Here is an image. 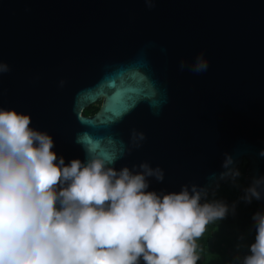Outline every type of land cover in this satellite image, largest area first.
Instances as JSON below:
<instances>
[{
    "label": "water",
    "instance_id": "water-1",
    "mask_svg": "<svg viewBox=\"0 0 264 264\" xmlns=\"http://www.w3.org/2000/svg\"><path fill=\"white\" fill-rule=\"evenodd\" d=\"M154 3L0 0V62L10 66L0 74V108L31 114L66 163L96 144L116 148L117 169L161 167L164 180L149 178V191L195 184L215 193L230 180L219 178L225 153L236 168L248 163L249 182L264 175V0ZM201 52L209 66L194 73ZM129 96L134 107L108 120L105 107ZM133 130L145 134L140 147Z\"/></svg>",
    "mask_w": 264,
    "mask_h": 264
},
{
    "label": "clouds",
    "instance_id": "clouds-1",
    "mask_svg": "<svg viewBox=\"0 0 264 264\" xmlns=\"http://www.w3.org/2000/svg\"><path fill=\"white\" fill-rule=\"evenodd\" d=\"M145 3L155 7L154 0ZM208 66L201 52L190 70ZM9 71L0 62V74ZM31 122V114L0 108V264H197L196 241L207 225L235 213L236 203L209 201L203 186L149 191V178L164 180L161 167L143 162L117 169L118 156L99 147L66 163L54 151L53 136ZM145 139L133 130L134 147ZM234 164L225 153L219 178L237 181ZM243 192L246 203L264 200V175L253 177ZM252 221L254 242L238 264H264V210Z\"/></svg>",
    "mask_w": 264,
    "mask_h": 264
},
{
    "label": "trees",
    "instance_id": "trees-1",
    "mask_svg": "<svg viewBox=\"0 0 264 264\" xmlns=\"http://www.w3.org/2000/svg\"><path fill=\"white\" fill-rule=\"evenodd\" d=\"M101 103L88 108L85 116L99 112ZM241 175L237 181L231 179L218 187L215 193L208 195V200H222L229 205L236 203L235 213L223 220L207 225L204 234L196 241L197 254L201 259L197 264H238V260L248 254V245L254 242L255 229L252 217L257 211L264 210L256 200L246 203L240 199L248 179V163L238 168ZM243 237V239H241Z\"/></svg>",
    "mask_w": 264,
    "mask_h": 264
},
{
    "label": "snow or ice",
    "instance_id": "snow-or-ice-1",
    "mask_svg": "<svg viewBox=\"0 0 264 264\" xmlns=\"http://www.w3.org/2000/svg\"><path fill=\"white\" fill-rule=\"evenodd\" d=\"M133 91H135V90H133ZM102 94H103L102 91H99V92H96L93 94L86 95V96L82 97V103L86 104L88 102L94 101L96 98H98ZM136 100H137V98H133V96H129V97H127L126 100L121 101L119 106H113L112 104H108L105 107L104 112L106 114H110V115H107L106 118L108 120H115L116 118L120 117L123 113H125L129 109L133 108L134 105L136 104ZM97 147H98V145H96V144L92 145V148H97ZM105 153H106V155H109V156H114V155L118 154L115 147H112L109 150H105Z\"/></svg>",
    "mask_w": 264,
    "mask_h": 264
},
{
    "label": "rangeland",
    "instance_id": "rangeland-1",
    "mask_svg": "<svg viewBox=\"0 0 264 264\" xmlns=\"http://www.w3.org/2000/svg\"><path fill=\"white\" fill-rule=\"evenodd\" d=\"M244 163H245V161H244Z\"/></svg>",
    "mask_w": 264,
    "mask_h": 264
}]
</instances>
